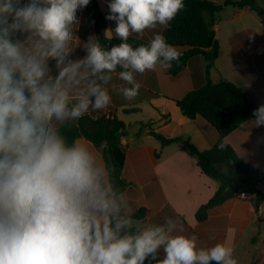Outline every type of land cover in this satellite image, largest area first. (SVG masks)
I'll list each match as a JSON object with an SVG mask.
<instances>
[{
  "label": "clouds",
  "instance_id": "obj_1",
  "mask_svg": "<svg viewBox=\"0 0 264 264\" xmlns=\"http://www.w3.org/2000/svg\"><path fill=\"white\" fill-rule=\"evenodd\" d=\"M90 0H0V264H237L223 243L198 247L177 223L133 219L108 168L61 127L111 103L112 74L139 94L137 73L179 63L181 53L158 32L147 45L129 37L170 27L184 0H109L103 47L89 37L72 59L77 12ZM264 126V104L253 110ZM248 121L241 123L245 126ZM224 143L218 145L223 151ZM163 252V258H158Z\"/></svg>",
  "mask_w": 264,
  "mask_h": 264
},
{
  "label": "crops",
  "instance_id": "obj_2",
  "mask_svg": "<svg viewBox=\"0 0 264 264\" xmlns=\"http://www.w3.org/2000/svg\"><path fill=\"white\" fill-rule=\"evenodd\" d=\"M97 2L102 13L107 16L109 0ZM82 11L83 9L77 12L79 25L74 37L72 59L85 55V43L80 37ZM106 21L104 34L107 29L115 28L114 21ZM163 30L158 26L156 29L146 30L142 38L136 34L130 37L149 42L154 34L163 33ZM105 37L115 38L114 34H105ZM260 38L262 40L261 36ZM261 47L264 49L263 40ZM206 67L205 59L198 56L192 58L188 62L186 72L178 76L169 75L159 64L154 71L137 73L135 79L140 84V89L139 94L132 100H126L119 91L129 85L119 79L118 73L121 69L117 68L116 73L112 74V80L105 85L111 95V103L101 110L90 108L87 114L97 116L113 108L118 118L127 125L126 135L122 137L126 156L122 177L129 183L123 194L131 216L138 209L146 208L148 212L143 221L146 224H163L166 218H172L176 221L178 229L174 234L195 235L198 247L208 248L216 243H223L233 249L237 264H246L255 257H260L261 251V244L252 241L254 232H259L261 227L254 209L255 197L248 194L246 197L234 198L210 210L208 219L199 222L196 212L215 195L219 183L202 172L197 160L190 156L184 147L179 144L163 146L151 135L154 131L166 137L190 139L200 150L215 146L218 140L214 146L211 144L213 127L201 116L195 119L185 117L172 100L184 96L189 90L204 86L207 82ZM127 110L133 112H126ZM165 115L169 117L165 118ZM76 141L87 145L106 166L101 148L84 138ZM234 145L242 152L244 148H248L246 153H250L252 157L245 158L250 159L252 164L256 155H264L256 151V142L250 144L243 136H238ZM244 232L250 235L249 243L243 242ZM162 258L163 255L160 256V259Z\"/></svg>",
  "mask_w": 264,
  "mask_h": 264
},
{
  "label": "trees",
  "instance_id": "obj_3",
  "mask_svg": "<svg viewBox=\"0 0 264 264\" xmlns=\"http://www.w3.org/2000/svg\"><path fill=\"white\" fill-rule=\"evenodd\" d=\"M184 4V9L171 21L170 27L164 29L162 33L167 42L181 53L180 61L179 63L173 62L171 67L162 65L160 67L169 75L178 76L186 72L188 62L192 58L201 56L205 59L207 62L206 84L197 90H189L180 98H172V100L176 102L185 117L195 119L201 116L204 118L218 132L219 139L213 148L200 150L190 139L166 137L154 131L151 135L163 146L179 144L184 147L187 153L197 160L202 172L219 183L215 195L196 212L199 222L208 219L210 210L237 198L241 192L255 197L254 209L257 212L264 201V170L244 159L238 153L234 141L239 132L254 119L253 110L260 104L250 93L233 82L221 80L214 83L211 80V71L220 56V45L216 39L215 29L217 14L226 7L239 9L249 7L259 15L264 27V9L259 7L255 0H225L221 4L211 0H184ZM106 23V16L102 13L97 0H90L89 5L82 11L81 41L86 43L89 37L94 36V39L105 48L119 44L121 42L119 39L105 37ZM246 34L255 40L254 55L264 57L259 34L255 30H248L239 33L238 37ZM128 42L134 47L148 44V42L132 37H129ZM253 63H249L250 70L246 71L244 65L237 60L234 51L235 68L250 81L251 74L248 71L254 74L256 72ZM126 112H133V110ZM168 117L169 115H165V118ZM244 121L248 123L241 127ZM61 131L69 143L84 138L101 148L112 182L120 192L123 193L126 190L129 183L122 177L126 163L122 137L126 135L127 125L118 118L114 110L100 117L86 113L78 121L62 126ZM220 143L226 145L223 151L218 149ZM147 212L146 208H140L132 217L144 221ZM162 255L161 251L158 258ZM146 264H154V262L149 258Z\"/></svg>",
  "mask_w": 264,
  "mask_h": 264
},
{
  "label": "rangeland",
  "instance_id": "obj_4",
  "mask_svg": "<svg viewBox=\"0 0 264 264\" xmlns=\"http://www.w3.org/2000/svg\"><path fill=\"white\" fill-rule=\"evenodd\" d=\"M211 1L221 4L225 0ZM255 1L259 7L264 9V0ZM216 26V39L220 45V56L216 61L215 67L211 71V80L214 83H217L221 80L233 82L241 87L244 91L250 93L255 101H257L260 105L264 104V57L258 54L256 56L254 55L255 40L252 36L249 35L248 37L246 34L245 36L238 37V34L241 32L255 30L262 37L264 43V27L261 23L259 15L247 8L239 9L235 7H226L223 11L217 14ZM233 49L236 53L237 60L244 65L243 67L246 69V71L250 70L249 63H253L254 60L253 66L256 71L255 74L248 71L251 74V81L242 76L235 68L233 64ZM109 111H113V108H109L106 113ZM102 115H104V113L101 112L100 115L92 116L100 117ZM211 129V138L213 140L211 144L213 145L219 139V134L214 128ZM237 136H243V139H245V141L249 142L250 144L256 142L258 144L256 151H259V153H264V126L257 128L254 126L253 122H250L239 132ZM236 149L244 159L250 161V159L245 158L252 157L250 153H248V155L246 153L248 148H244V152H242L240 148ZM260 155L261 156L256 155V157L253 159L254 165L261 167L262 170H264V155L261 153ZM256 215L260 221L261 227L259 232H254L252 241L254 243L261 244L260 257H255L253 261L246 264H264V201L260 209L256 212ZM249 238L250 235H247V232H244L243 242L249 243ZM248 260L249 259H246V261Z\"/></svg>",
  "mask_w": 264,
  "mask_h": 264
},
{
  "label": "built area",
  "instance_id": "obj_5",
  "mask_svg": "<svg viewBox=\"0 0 264 264\" xmlns=\"http://www.w3.org/2000/svg\"><path fill=\"white\" fill-rule=\"evenodd\" d=\"M248 194L247 193H245V192H241L238 196L239 197H246Z\"/></svg>",
  "mask_w": 264,
  "mask_h": 264
}]
</instances>
